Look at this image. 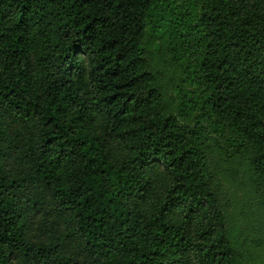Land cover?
I'll return each mask as SVG.
<instances>
[{
	"label": "trees",
	"instance_id": "trees-1",
	"mask_svg": "<svg viewBox=\"0 0 264 264\" xmlns=\"http://www.w3.org/2000/svg\"><path fill=\"white\" fill-rule=\"evenodd\" d=\"M0 264H264V0H0Z\"/></svg>",
	"mask_w": 264,
	"mask_h": 264
}]
</instances>
